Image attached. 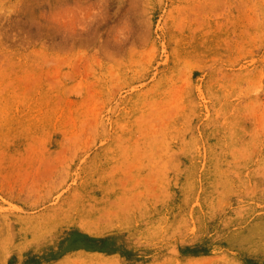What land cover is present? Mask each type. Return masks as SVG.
Masks as SVG:
<instances>
[{
	"label": "rangeland",
	"instance_id": "374dc122",
	"mask_svg": "<svg viewBox=\"0 0 264 264\" xmlns=\"http://www.w3.org/2000/svg\"><path fill=\"white\" fill-rule=\"evenodd\" d=\"M0 264H264V0H0Z\"/></svg>",
	"mask_w": 264,
	"mask_h": 264
}]
</instances>
